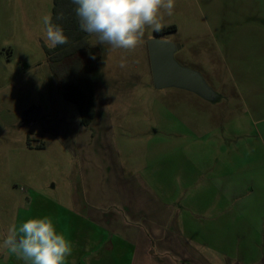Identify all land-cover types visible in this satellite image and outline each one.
<instances>
[{"label":"rangeland","instance_id":"374dc122","mask_svg":"<svg viewBox=\"0 0 264 264\" xmlns=\"http://www.w3.org/2000/svg\"><path fill=\"white\" fill-rule=\"evenodd\" d=\"M78 2L92 53L99 50L94 87L98 118H106L89 127L75 120L63 127L57 116L54 71L61 76L64 65H51L44 51L54 45L53 0H0V256L21 238L13 231L16 214L42 212L27 199L43 194L75 206L81 183L71 152L78 148H112L114 158L107 149L97 157L105 167L114 160L124 176H139L175 206L224 197L264 247V0ZM153 37L180 45L175 60L198 71L217 97L155 89L147 50ZM33 105L42 118L19 124ZM46 118H53L47 126ZM28 136L43 148L30 149Z\"/></svg>","mask_w":264,"mask_h":264},{"label":"crops","instance_id":"0c3cea01","mask_svg":"<svg viewBox=\"0 0 264 264\" xmlns=\"http://www.w3.org/2000/svg\"><path fill=\"white\" fill-rule=\"evenodd\" d=\"M96 96L94 87L95 116L90 125L97 119L106 122L98 118ZM60 103L57 116L63 127L74 120L79 125L74 106ZM28 109L19 116V124L33 126L43 110L35 122H28ZM52 120L44 119L43 125ZM28 140L30 149L38 147L32 146L29 136ZM106 149L99 154L97 148L69 151L77 157L81 183L75 206H63L43 194L27 199L30 205L33 201L40 205L42 212L16 214L13 231L21 238L4 246L2 264H256L264 260L259 233L240 223V207L230 208L224 197L206 204L185 198L175 206L152 193L139 176H124L114 160L105 167L106 160L97 157L106 156ZM107 150L114 158L112 148ZM50 208L61 211L47 212ZM34 231L37 236L31 235Z\"/></svg>","mask_w":264,"mask_h":264},{"label":"trees","instance_id":"16d2710c","mask_svg":"<svg viewBox=\"0 0 264 264\" xmlns=\"http://www.w3.org/2000/svg\"><path fill=\"white\" fill-rule=\"evenodd\" d=\"M85 20L78 0H53L49 23L54 31V45L44 47V51L51 65H64L61 76L54 71L62 98L59 106L61 101L73 105L79 125L87 127L95 116L93 82L97 77L94 73L101 63L99 50L98 56L92 53ZM174 28L170 26L155 32L159 35ZM27 144L30 146L29 142Z\"/></svg>","mask_w":264,"mask_h":264},{"label":"water","instance_id":"95a60500","mask_svg":"<svg viewBox=\"0 0 264 264\" xmlns=\"http://www.w3.org/2000/svg\"><path fill=\"white\" fill-rule=\"evenodd\" d=\"M179 48L180 45L163 38L148 39V59L154 88H182L204 99L214 100L217 94L207 85L201 74L175 60L174 52ZM40 113L41 108L33 106L27 110L25 119L28 122H35ZM256 264H264V260Z\"/></svg>","mask_w":264,"mask_h":264},{"label":"flooded vegetation","instance_id":"af4514ba","mask_svg":"<svg viewBox=\"0 0 264 264\" xmlns=\"http://www.w3.org/2000/svg\"><path fill=\"white\" fill-rule=\"evenodd\" d=\"M164 39V38H163ZM95 82V81H94Z\"/></svg>","mask_w":264,"mask_h":264}]
</instances>
